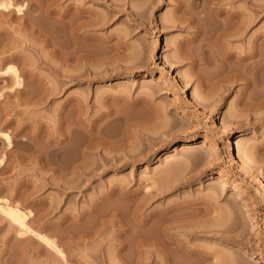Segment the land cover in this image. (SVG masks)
Masks as SVG:
<instances>
[{
    "label": "rangeland",
    "instance_id": "rangeland-1",
    "mask_svg": "<svg viewBox=\"0 0 264 264\" xmlns=\"http://www.w3.org/2000/svg\"><path fill=\"white\" fill-rule=\"evenodd\" d=\"M178 1L0 0V264H165L162 232L210 256L171 264H264V59L212 65ZM261 3L223 2V47L261 49Z\"/></svg>",
    "mask_w": 264,
    "mask_h": 264
},
{
    "label": "bare ground",
    "instance_id": "bare-ground-1",
    "mask_svg": "<svg viewBox=\"0 0 264 264\" xmlns=\"http://www.w3.org/2000/svg\"><path fill=\"white\" fill-rule=\"evenodd\" d=\"M225 0H190L189 6H184L183 5V1H178L177 5H176V9H178L181 12V16L179 15V19L187 21L189 24L193 25L196 28V32L198 33H202V37H201V41H204V39H213L215 44H217V41H231V38L240 35L243 32V28L246 24H244L245 19H242V14L239 12H236V10H232L229 8H224L222 7L223 2ZM248 1V0H245ZM200 2L202 3L201 8H199L198 4H200ZM263 4V3H261ZM260 4V6H262ZM186 5V4H185ZM188 5V4H187ZM264 5V4H263ZM264 7V6H263ZM263 9V8H262ZM244 17V16H243ZM202 22V20L208 21L211 25L208 24V27L200 30V24L199 22ZM204 21V22H205ZM200 22V23H201ZM207 22V23H208ZM202 25V24H201ZM244 25V26H243ZM247 25V24H246ZM207 26V25H206ZM246 27V26H245ZM247 28V27H246ZM246 31V30H245ZM264 31V30H262ZM262 33V32H261ZM264 33V32H263ZM264 35V34H263ZM261 37V36H260ZM258 36V40H260V38ZM264 37V36H263ZM223 39V40H222ZM257 39V38H256ZM255 39V41H256ZM195 40V39H194ZM200 41V42H201ZM223 41V42H224ZM191 42V41H190ZM211 42V41H210ZM209 42V43H210ZM222 42V43H223ZM222 43L220 44V42L218 44H220V46L217 44V46L213 47L210 44L206 43L207 48L211 51L212 53V65H214L213 63H216L217 61L220 62V60L223 62L224 60L230 59L235 57L236 58V63L243 65L244 67L248 66V64L250 63L249 60H251L253 57H256V55H258V57L260 56L262 59H264V39L261 40V42H258L259 44L262 45V47H260V45L257 47L258 49L261 48L259 51H255V47L254 50H247L245 51L243 54L240 52H235V50L233 51V49H228V47L226 46H222ZM257 43V42H256ZM188 46V45H187ZM204 43H200V47H203ZM223 47V48H222ZM230 47V46H229ZM251 47V46H250ZM253 47V46H252ZM249 48V49H252ZM256 48V50H257ZM188 57L192 60V63L194 64H199L197 61V59L195 58V56L193 57L192 55H188ZM210 59V58H209ZM254 59V58H253ZM261 59V60H262ZM257 60V59H256ZM228 61V60H227ZM235 61V60H234ZM221 62V63H222ZM206 66L211 64V61H205L203 62ZM224 63V62H223ZM230 63V62H229ZM203 64V65H204ZM253 64V63H252ZM258 65V63H256ZM233 65V64H232ZM237 64H235L234 67H236ZM250 65V64H249ZM218 66V65H217ZM229 66V65H228ZM212 67V66H211ZM230 67V66H229ZM233 66L230 67L231 69L229 70H233L234 68ZM259 71H263L264 70V61H260L259 66H257ZM213 68V67H212ZM215 68V67H214ZM237 69V67H236ZM257 70V71H258ZM235 71V70H234ZM258 71V72H259ZM229 72V71H228ZM238 72V71H237ZM236 72V73H237ZM257 72V73H258ZM227 73V72H225ZM235 77H237L235 74ZM241 72H238L237 74H239ZM263 73V72H262ZM243 74V73H242ZM241 74V75H242ZM256 74V71H255ZM240 75V74H239ZM238 75V76H239ZM254 75V74H253ZM244 76V75H243ZM242 76V79H243ZM256 76V75H254ZM231 77V76H230ZM229 77V78H230ZM252 77V76H251ZM252 79V78H251ZM255 80V78H254ZM257 80V79H256ZM250 79H248V77H244V84L247 86L248 84H250ZM259 81V80H258ZM254 83V82H253ZM256 83V82H255ZM260 83V82H259ZM262 83V82H261ZM264 84V82H263ZM262 84V91L264 93V86ZM254 85V84H253ZM257 84H255L256 86ZM261 94V93H260ZM263 95V94H262ZM261 95V96H262ZM250 96V95H249ZM248 96V97H249ZM258 96V95H256ZM260 97V96H259ZM264 97V96H263ZM247 98V97H246ZM254 98V97H253ZM261 99V98H260ZM263 99V98H262ZM256 100V99H255ZM258 100V99H257ZM254 101V100H253ZM261 101V100H260ZM264 103V99L262 100ZM247 104V101H246ZM258 104V102H257ZM259 104H262V102H260ZM261 106V105H260ZM192 141H194V138H188L185 141H183L180 144V148L179 150H186L188 148L189 143H191ZM236 149H237V155H239L242 159V163L243 165L248 166L249 165V160L247 159V157L245 155H243V152L241 150V148L238 146V144H236ZM183 150V151H184ZM223 171L222 170H216V175H222ZM212 176V175H210ZM215 177V176H214ZM260 226L258 223L256 224V227ZM143 238V237H142ZM41 239H45L44 236H41ZM54 250L52 249H48V251L51 250V256H55V258H57V260L62 263L66 262V259L63 260L61 258V256H65V250L64 249H56L55 247V243L52 240H45ZM142 241V239H141ZM141 243V242H140ZM143 245L144 244H148V245H154L160 252L161 258L160 261L161 262H165V264H171V257H169L170 255V251L173 248L178 249V251H180L183 255L185 256H197V257H203L205 259H207L208 253H202V251L197 250L194 247H189L187 245L186 242H184L182 239H180L178 236H176V234L172 233V232H162L160 234H157L156 236H152V237H147L143 239ZM141 244V245H142ZM124 246V245H123ZM139 246V245H138ZM47 251V249H46ZM254 252H256L258 255L260 256H264V245L260 244L258 242H256L255 247H254ZM57 253L59 255H57ZM50 256V257H51ZM52 256V257H53ZM217 256V255H216ZM66 257V256H65ZM219 259V258H218ZM158 262L157 259L154 260V262ZM219 261V260H218ZM180 263V262H179ZM231 263V262H230Z\"/></svg>",
    "mask_w": 264,
    "mask_h": 264
}]
</instances>
